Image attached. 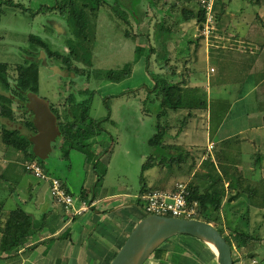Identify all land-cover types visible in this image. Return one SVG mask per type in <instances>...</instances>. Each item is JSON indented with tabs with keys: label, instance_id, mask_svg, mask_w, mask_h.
Masks as SVG:
<instances>
[{
	"label": "rangeland",
	"instance_id": "obj_1",
	"mask_svg": "<svg viewBox=\"0 0 264 264\" xmlns=\"http://www.w3.org/2000/svg\"><path fill=\"white\" fill-rule=\"evenodd\" d=\"M13 1L21 4L22 7L2 5L4 15L0 19V61L8 63V72L11 79L16 76L15 68L17 65L24 62L37 63L39 69V97L48 101L50 109L53 107L58 118V135L55 141L51 143L52 149L49 155L44 159L36 157L40 159L39 161L42 162L51 175L59 177L65 182L74 196L80 197L81 193L82 197L86 195L92 199L106 196L98 206L104 205L107 206V209L113 206L119 207L117 214L122 216L120 222L124 226H128V229L133 228L138 218L144 216L141 200L138 196L139 191L143 185L150 182V178L155 174L152 168L144 171L141 169L142 164L148 160L149 156L156 153L155 149L148 143L149 138L154 133L150 118L151 113L144 109L145 103L149 102L153 94L150 95L143 89L145 85L153 86V79L149 76V73L156 74L158 69L154 55H150L148 63L145 61L144 54L141 56L135 55L136 42L140 43L141 41L146 46V40L144 42L139 37L132 39L124 37L123 30L125 28L116 25L113 17L116 20L117 15L112 17L110 13L112 8L108 6V3L113 5V0H105L106 2L99 10L100 12L98 11V14L91 11V28L87 30V39L82 48L78 47L79 45L77 46L79 39L71 35L69 23L65 22L66 29L65 27L63 30L59 28L60 32H58L54 27L49 26L47 18L48 16L59 18L58 16L52 12L37 14L42 7L54 4V0ZM185 3L193 8L195 12L199 8L197 0H186ZM147 4L145 5L148 6ZM159 5L164 8L167 4L161 3ZM215 8L216 18L210 32H204V27L199 29L198 24L193 21L188 25H178L179 29L173 31L174 38L168 45L173 54V57L170 58L173 60L179 58L177 64H171L170 61V66L174 67L172 72L174 74H178L179 71L181 73L184 71L186 74L195 73L198 78L199 76L204 78V80L195 78L193 83L196 85L198 83L202 84L201 80H203L202 96L207 101H214L217 104L216 112L218 113V110L224 106L219 102L232 103L243 92V89L245 91L251 84L249 80L243 87L237 86L236 82L245 81V79H241L243 76L237 54L233 55L232 53L238 51L256 52L254 48L245 47L250 46L246 45V42H257L264 39V0H217ZM145 13H147L145 21L139 26L134 25L132 27L134 32H144L148 28L147 20L150 19L152 22L154 17L157 16L155 13L149 14V11L142 10L141 18L142 14ZM166 22L170 24L171 19L169 18ZM29 34L37 35L48 41L53 50L59 49L63 55H70L72 57L70 65L63 64L61 60L57 62L56 59L47 58L46 54L40 49L33 50L29 46ZM70 38H72L71 44L67 43ZM215 40L218 42H215ZM175 43L177 44V52L174 46ZM241 45L243 47H240ZM171 52L169 51L170 54ZM218 52H229L230 55L221 60L215 58L210 60L211 55L218 54ZM208 55L209 61L207 59ZM247 63L245 61L243 65L247 66ZM71 68L101 70L102 72L109 69L116 71L130 69L131 73L124 79L115 82L105 80L103 77H92L90 81H87L85 76L75 75ZM215 68L216 71H214ZM177 70L178 72H176ZM172 72L169 71L168 74ZM209 73H211L210 76ZM248 75L251 78L249 73ZM211 81L214 87H222L223 91L228 90L229 94L218 95L213 91L215 88L209 93L207 86L211 84ZM87 89L93 92L88 112L89 118L103 119L108 116V119L99 123V128L92 123L94 126H92V131H89L90 134H93L98 129L103 133V136L100 135L96 138L94 136L83 142V144H88V148L90 147L94 154L101 153L99 163L95 166L97 173L93 170V161L88 159L85 151L73 148L66 151L67 144L62 147L63 140L59 130V124L73 118L70 109L72 105L69 98L70 94L74 93L76 101H80L85 96L80 97L78 92ZM86 96L88 97L87 94ZM14 106L17 108L15 111L16 122L21 118L22 122L32 118L29 112L21 108L18 101ZM240 107L243 106L239 102L235 105L232 104L233 114L228 119L227 126L234 128L247 122L245 118L238 116L240 113L237 110ZM6 124L9 125L8 123L4 125ZM14 124L19 125V123ZM176 124L178 127L179 122L177 121ZM262 145L263 147L260 148L264 150V144ZM199 147L203 148L202 146ZM254 158H251V163H254ZM24 160L25 158L20 151L8 148L0 139V176H2L0 177V202H4L6 210L12 209L15 205H19L23 209L27 208L19 202L26 197H32L31 193L33 192L29 190L28 184L33 183V186L38 190L40 187L45 188L43 185H47V182L43 180L36 183V178L24 172L22 165ZM246 165L247 168L248 163ZM261 165L262 167H256V175H252L254 184H264L263 159ZM98 174L101 177L100 182H96ZM123 193L128 195L125 197ZM112 194L114 195L110 196ZM233 195L232 200L226 203H232L231 212L243 211L240 213L242 217L230 215L229 225L231 228L228 227V224H223L224 228H222L223 235L233 242V263L264 264V215H261L260 211L257 213L258 215L247 213L245 211L248 208L246 197L245 201H241V197L237 198L236 193H233ZM45 199L49 203H44L43 208H40L46 209L51 204L50 212L57 216H60L61 213L67 216L60 206L54 204L51 199L49 200L47 192L45 193ZM124 201H127L128 204H125ZM29 204L31 203L27 205ZM33 211L36 212V209ZM222 213L223 210L220 212L221 220L223 219ZM195 217H198V214ZM237 221L243 222L242 226L245 228L240 229ZM244 230L250 236V243L245 247H238L237 241H235L236 235L234 234L242 233ZM124 234L123 232L122 235ZM183 238L193 242V244L188 243L184 246L187 253L186 258H198L195 260L196 264H218L215 253L207 243L195 237ZM172 240H174V237L161 247L172 244ZM182 250L179 249L177 253L176 263L178 264L180 263V251ZM249 253L253 255L249 257ZM1 255L0 261L3 258ZM144 264L164 263H159L150 256Z\"/></svg>",
	"mask_w": 264,
	"mask_h": 264
},
{
	"label": "trees",
	"instance_id": "obj_2",
	"mask_svg": "<svg viewBox=\"0 0 264 264\" xmlns=\"http://www.w3.org/2000/svg\"><path fill=\"white\" fill-rule=\"evenodd\" d=\"M185 1L186 0H113V5L108 3V6L112 8L110 11L112 17L117 15L116 20L113 17L114 23L125 28L123 30V35L125 38L132 39L134 37H139V39L142 38L144 42L146 40V46L145 43L143 44L141 41L140 43L136 42L135 55L141 56L144 54L146 63H148L150 55H154V59L158 68L163 70L160 74L149 73V76L153 79V86H143L144 91H147V93L150 95L153 94V97L149 99V102L145 103L144 109L145 111L151 113L150 118L152 120L154 133L149 138L148 143L151 147H153V149H155L156 153L151 154L148 160L142 164V171L154 166H165L172 164L179 165L183 163L188 157L189 153L186 152L182 146L165 143L167 134L171 129L167 119L169 111L187 110L189 112L188 115L192 114V112H190L191 110L207 111L209 113V119L211 120V123L215 122L219 124L230 105L229 103H223V101L219 102L224 104V106L219 109L217 113V104H215L214 101H207V99L202 96L203 93L201 88L183 87L181 86V83L185 80H173L174 73L172 72L173 67L170 66L171 58L169 53V51L171 52V49L168 45L169 42H172L174 38L173 31L175 29H179L178 25H188L192 23V21L196 22L200 29L203 27V24L206 20L205 12L201 7H199L195 12L193 8L185 3ZM105 2V0H54V4H52V6H44V8H41L40 10L54 9L57 10L61 15H64L62 17L67 23H69L71 35L79 39L78 43L80 44L77 43V46L79 45L78 47L82 48L83 43L87 39V30L91 28L90 13L93 11L94 13L98 14V11L102 9V6L105 4ZM146 3H148L147 5L149 7L145 5ZM161 3L167 5L164 6V8H161L159 5ZM2 5L22 7L21 4L15 3L13 0H0V16L4 15ZM116 8H118L120 11ZM142 10L145 12L149 11V14L155 13L157 16L154 17V21L152 22L150 19L147 20L148 28L145 29L144 32H134L132 27L134 25L139 26V24L145 21L144 19L147 16V13H145L144 15L142 14L141 18ZM169 18L171 19L172 25H170L171 23L169 24L166 22ZM200 35L202 36V34ZM176 40L181 41L179 39ZM28 42L29 46L33 50H42L46 54L47 58L56 59L57 62L61 60L63 64L68 66L70 65V59L72 58L70 55H63L59 49L53 50L50 43L41 37L29 34ZM67 43L71 44L72 38L68 39ZM174 46L176 47L177 44L175 43ZM15 71L16 76L14 79H11L8 72V63L0 61V139L2 143L8 148L20 151L26 161L37 160L44 168V171L51 175L48 172V169L42 164V162L39 161V157L33 150L34 144L30 138L37 133V129L33 122V113L26 106L27 102H29V93L37 94L39 96L38 64L35 62H24L17 65ZM169 71L172 73L168 74ZM72 72H74L75 75L80 74L85 76L87 81H90L92 77H103L105 80L114 82L124 79L131 73L130 69L120 71L109 69L102 72L101 70H79L78 68L72 69ZM78 93L80 97L85 96L80 101H76V95L74 93L70 94L69 96L72 102L70 108L73 117L72 120H68L63 124H59V130L63 140L62 147L67 144L68 147L65 149L66 151H69L71 148L85 151L88 155V159L93 161V170L95 171V166L99 163V156L101 153H97L98 155L94 154L90 147L88 148V144H83V142L91 139L89 137V131L92 129V126H94L92 123H94L96 127L99 128V123L105 119H108V116L104 117L103 119L95 120L89 118L88 112L93 92L87 89L80 90ZM148 94L147 97L149 98ZM17 101L19 102L21 108L32 115L31 119L25 122H22V118L21 120H18V122L15 121V111L17 108H15L14 104ZM51 110L55 114L53 107H51ZM55 116L57 122V115L55 114ZM187 117L188 116H182V118L177 121L184 125L187 121ZM5 123H8L9 125H4ZM14 123H19V125ZM174 127H177L176 123H174ZM179 130H181V128ZM231 142L232 140L229 139L223 141L222 144L225 146V148H228ZM223 150L224 149L221 151ZM66 154L65 156H67ZM223 157L226 161L232 162L226 153H223ZM25 160L22 163L23 170L24 172H27L33 176V174L26 169ZM260 160L261 156L257 154L254 158L253 164L255 165L259 163ZM209 162L210 167L213 169V171L215 170V175H218L217 177L221 179L222 176L220 172L216 171V167L213 162ZM223 176H225L226 180L228 181V189L230 191L233 193L246 195L248 209L249 207L264 209V184H254L252 181H247L242 176V172L238 167L232 169L229 167L226 168L223 172ZM36 179L37 181H41L38 178ZM100 179L101 177L98 174L96 182H100ZM62 183L65 185L63 181ZM188 189L189 192L186 196V200L188 203L193 201H196L197 203L196 209L198 217L195 218L207 222H214V226L221 234H224L222 230L224 225L228 224V227L231 228L229 225L230 219H228L225 224L222 223V220L220 219V212L223 210L225 216H230L233 213H238L239 211L231 212L232 209L227 207V205L230 203H226L227 205H225L224 208L222 207V200L224 196L223 190L213 189L211 191L205 190L203 192H199L197 187H189V185ZM147 190L148 188H145L144 185L140 189L141 193H144ZM80 198L83 199L85 197L81 196ZM45 219L46 215L44 213L40 214L34 211L33 214H29L20 206L6 210L4 208V202H0V254H9L14 250L24 247L32 236L41 232ZM234 235H236L235 241H237L238 247H245L250 243V236L247 234L246 230H244L242 233ZM225 238L232 249L233 242L227 236H225ZM58 239L59 238L51 237L45 240L44 243H46L47 247L49 248L51 244ZM169 239H167L163 244H165ZM40 243L43 242L37 241L32 244V247L37 248ZM161 246L154 250L152 258L160 260L164 264H167L169 260L175 261V257H177L178 252L175 251L173 255L169 257L170 253L168 249L162 248Z\"/></svg>",
	"mask_w": 264,
	"mask_h": 264
},
{
	"label": "crops",
	"instance_id": "obj_3",
	"mask_svg": "<svg viewBox=\"0 0 264 264\" xmlns=\"http://www.w3.org/2000/svg\"><path fill=\"white\" fill-rule=\"evenodd\" d=\"M49 6H52V4ZM45 12H52L60 18L48 16L49 26L54 27L58 32H60L59 28L63 30L65 27L66 29V20L62 17L64 15H61L54 9H43L39 11V13ZM1 18L2 16H0V19ZM215 42L218 41L215 40ZM246 45H250L245 47L251 49L254 48L256 52L246 53L238 51L233 52L232 54H237V59H239V63L241 64L240 70L243 76L241 79H245V81L240 80L239 82H236L237 86L243 87V85L249 80L251 81L250 86L245 91L243 89V92L240 93L232 103H229V108L219 124L215 122L211 123L207 111L191 110V115H188L189 112L187 110L169 111L167 119L171 129L167 134L165 143L182 146V148L189 154L187 159L179 165L172 164L152 167L155 174L150 178V182L147 185H144L145 188H171L175 183L183 181L186 182L189 187H197L199 192L221 189L224 192L222 200V207L224 208L226 202L229 201V197L233 195V192L228 189V181L226 180V177L223 176V172L226 168L229 167L232 169L238 167L242 172V176L247 181L254 180L252 175H256V167H262V159L264 162V150H261L260 148L261 146L263 147L262 144H264V39L257 42H246ZM240 47L243 46L241 45ZM227 53L218 52V54L211 55L210 60L212 58L218 60L224 59L226 56L230 55V53ZM170 57H173L172 53L170 54ZM207 59L209 61V55ZM174 60H170L171 64L179 63V58ZM245 61L248 62L247 66L243 65ZM162 71L163 70L158 68L156 73H161ZM214 71H216V68ZM176 72H178V70ZM248 73L251 78H249ZM210 74L211 73L208 75L210 76ZM195 78L204 80L201 76L198 78L195 73L186 74L184 71H182V73L179 71L178 74H174L173 80H185L181 83V86L191 88L198 85L197 87L201 88V91H203V80H201L202 84L198 83L196 85L193 83ZM207 89H209V93L214 89L213 91L218 95L229 94L228 90L223 91L222 87H214L212 81L211 84L207 86ZM237 102L243 106L237 110L240 113L238 116L240 118H245L247 122L241 126L233 128L227 126V121L233 114L232 104L235 105ZM182 116H188L185 124L183 125L178 121V127H174V123H177V120H180ZM92 119L95 120L94 118ZM180 128L181 130H179ZM90 131H92V129ZM102 134L103 133L96 129L95 133L90 134L89 137L92 138L95 136L96 138L100 135L102 137ZM229 139H231L232 142L229 144L228 148H225L222 142ZM210 144L213 145L211 150L208 149ZM199 146H202L203 148ZM222 149L224 150L221 151ZM223 153H226L232 162L226 161L223 157ZM257 154L261 156V160L259 164L257 163L254 165L253 162L251 163V158L253 159ZM209 161H212L216 167V171L220 172L222 176L221 179L217 177L218 175H215V170L213 171L210 167ZM247 163L248 167L246 168ZM36 183H39V181ZM28 186L29 190H32L33 192L31 193L32 197H26L20 200L19 204H24L27 207H24V210L29 214H33V210L36 209L37 213H44L46 215L43 229L40 233L32 236L28 241L29 243L27 242L24 247L14 250L9 254L2 253L1 256L3 258H1L2 260L0 261L1 264H108L111 257L120 248L131 231L132 227L128 229V226H124L120 222L122 216L117 214V209H119V207L113 206L107 209V206H98L106 196L97 199L89 197V199L88 196L84 195L85 199L95 200L96 204L84 214L71 218L62 213L60 216H57L53 212H50L49 208L51 204H49L46 209H42L44 203H49V201L45 199L46 192L49 197L48 183L46 186L43 185L45 188L40 187L39 190L33 186V183L28 184ZM64 186L69 192H71L66 184ZM142 193L139 191L138 196L140 197ZM113 195L114 194L110 196ZM123 195L126 197L128 194L123 193ZM81 196L82 193L80 194V197ZM236 196L237 198L241 197V201H245L246 196L244 194L236 193ZM28 203L31 204L27 205ZM124 203L128 204L127 201H124ZM18 206L19 205H15L13 208H17ZM231 206L232 203L227 205L229 209ZM245 211L249 214L254 213V215L259 213V211L261 215L264 214V210L257 209L256 207H249V209L247 208ZM242 212L243 211L233 213V216L236 217L238 215L239 217H242V214H240ZM222 216V223L225 224L226 221H228L229 216H225L224 213H222ZM141 218L142 216L138 218V220ZM138 220L136 222H138ZM237 222L239 223L240 229L245 228L242 226L244 224L243 222ZM211 223L214 225V222ZM123 232L125 233L124 235H122ZM51 237L59 239L55 240L48 248L44 241ZM173 237L174 240H172V244L162 247L168 249L170 253L169 257H171L175 251L178 252L179 249H183L180 251L179 264H186L187 262L188 264H196L195 260L198 258H186L187 253L184 250L186 244H193V242L186 240L183 237L192 236L177 235ZM31 240L33 241L30 242ZM37 241L43 243H40L37 248H33L31 244ZM155 261L162 263L157 259H155ZM176 262L177 259H175V261L169 260L167 264H178Z\"/></svg>",
	"mask_w": 264,
	"mask_h": 264
},
{
	"label": "water",
	"instance_id": "obj_4",
	"mask_svg": "<svg viewBox=\"0 0 264 264\" xmlns=\"http://www.w3.org/2000/svg\"><path fill=\"white\" fill-rule=\"evenodd\" d=\"M27 108L33 113L37 133L30 138L35 154L47 158L51 143L58 135L56 116L46 99L37 94H28ZM231 196L229 201L232 200ZM141 218L131 229L124 242L108 264H144L167 239L177 235L195 237L207 245L212 243L218 264H234L232 249L226 238L211 223L191 217L162 216L143 211ZM253 254L249 253L248 256Z\"/></svg>",
	"mask_w": 264,
	"mask_h": 264
},
{
	"label": "built area",
	"instance_id": "obj_5",
	"mask_svg": "<svg viewBox=\"0 0 264 264\" xmlns=\"http://www.w3.org/2000/svg\"><path fill=\"white\" fill-rule=\"evenodd\" d=\"M199 7L205 12V22L203 24L204 32H210L213 28L216 13L217 0H197ZM210 144L208 149L211 150ZM25 167L34 177L48 183V192L51 200L60 206L69 217H76L84 214L95 204V200L82 199L74 196L63 185L57 177L49 175L37 160L26 161ZM188 184L183 181L175 183L171 188H150L139 198L141 200L142 211L162 216H173L182 218H191L197 215V203L193 201L188 203Z\"/></svg>",
	"mask_w": 264,
	"mask_h": 264
},
{
	"label": "bare ground",
	"instance_id": "obj_6",
	"mask_svg": "<svg viewBox=\"0 0 264 264\" xmlns=\"http://www.w3.org/2000/svg\"><path fill=\"white\" fill-rule=\"evenodd\" d=\"M208 246L212 249L213 252L216 251V250H215V247H214V245H213L212 243H209Z\"/></svg>",
	"mask_w": 264,
	"mask_h": 264
},
{
	"label": "clouds",
	"instance_id": "obj_7",
	"mask_svg": "<svg viewBox=\"0 0 264 264\" xmlns=\"http://www.w3.org/2000/svg\"><path fill=\"white\" fill-rule=\"evenodd\" d=\"M143 212V211H142Z\"/></svg>",
	"mask_w": 264,
	"mask_h": 264
}]
</instances>
